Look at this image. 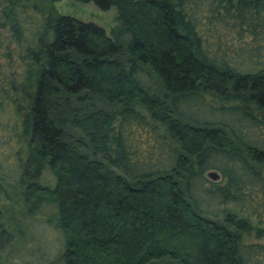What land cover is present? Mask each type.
Segmentation results:
<instances>
[{"label":"trees","instance_id":"trees-1","mask_svg":"<svg viewBox=\"0 0 264 264\" xmlns=\"http://www.w3.org/2000/svg\"><path fill=\"white\" fill-rule=\"evenodd\" d=\"M61 1L0 0V264H264V0Z\"/></svg>","mask_w":264,"mask_h":264},{"label":"rangeland","instance_id":"rangeland-1","mask_svg":"<svg viewBox=\"0 0 264 264\" xmlns=\"http://www.w3.org/2000/svg\"><path fill=\"white\" fill-rule=\"evenodd\" d=\"M54 9L61 15L70 16L77 20H80L82 22L87 23H93L101 28H103L108 36L111 35L112 30L117 26L116 24V11L115 9L111 8L107 11H102L98 9L93 3H78L74 0H62L61 2H57L53 4ZM5 35V32H3ZM10 51L12 52V59H2L0 60V73L4 77H8L9 75L14 76L20 74L22 71V67L20 64V61L18 60V47L14 44L10 45ZM118 108V106H116ZM112 109H115L113 106ZM140 111L145 114L148 117V113L143 110L142 108H139ZM197 115L201 116V118H208L215 116L211 111L206 109L205 107H198L196 110ZM224 116V115H223ZM88 153L90 151L88 150ZM91 157H95L97 159H101L100 155H93L91 154ZM216 162L219 164L225 165L224 160L221 157L214 158ZM259 169L261 173L264 175V167L259 166ZM211 170H207L204 173V176L210 180V178L207 176V172ZM218 179L213 180V182L222 183L223 178L221 177L220 173L218 172ZM212 181V180H210ZM241 200V199H240ZM204 201L207 203L208 207H212L211 199H204ZM242 203L238 204L240 207ZM155 264H179L175 261H172L168 258L163 259L161 261L155 262Z\"/></svg>","mask_w":264,"mask_h":264},{"label":"water","instance_id":"water-1","mask_svg":"<svg viewBox=\"0 0 264 264\" xmlns=\"http://www.w3.org/2000/svg\"><path fill=\"white\" fill-rule=\"evenodd\" d=\"M207 176H208L211 180H216V179H218V177H219L218 173L215 172V171H209V172L207 173Z\"/></svg>","mask_w":264,"mask_h":264}]
</instances>
